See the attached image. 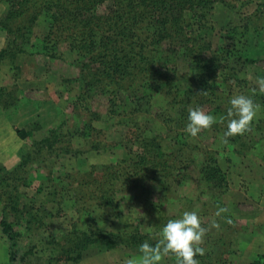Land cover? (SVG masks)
<instances>
[{
  "label": "trees",
  "instance_id": "1",
  "mask_svg": "<svg viewBox=\"0 0 264 264\" xmlns=\"http://www.w3.org/2000/svg\"><path fill=\"white\" fill-rule=\"evenodd\" d=\"M3 2L0 28L8 37L0 50V63L10 67L15 80L26 68L36 70L42 65L49 73L48 61L62 60L71 67L70 77H59L69 94L70 111L65 109L69 113L43 137L32 139L30 150L22 154L14 169L16 184L0 195L4 202L0 229L8 242L9 264L18 258V239L23 233L18 227L23 223L28 234L47 228L56 215H63L62 203L66 201L80 216L98 208L102 219L122 230L103 229L92 221L87 226L73 223L60 238H48L46 245L55 253L54 261L78 263L90 247L110 252L139 249L145 241L155 245L168 220L194 211V204L184 205L185 198L175 211L167 207L171 197H178V188L189 172L192 178L196 176V199L208 196L197 213L200 219L211 216L209 221L201 220L208 231L199 245L204 254L195 257L199 264H227L230 255L242 251L245 237L237 232V223L230 214L214 215L219 207H225L222 197L229 186L219 165V149L227 146L240 155L241 148L264 139V119L252 121L243 134L224 135L229 100L243 94L245 86L238 75L241 58L235 35L242 40L251 30L255 40L264 28V3L257 4L242 26L229 21L226 36H220L215 46L210 38L216 28L215 9L234 10L243 0ZM40 21L44 31L38 36L34 29ZM65 53L73 59L67 61ZM43 57L48 60L46 66L40 63ZM16 101L9 88H0L4 109L16 106ZM96 102L104 106V114L92 112ZM194 107L212 114L216 121L191 137L184 129L188 110ZM97 120L127 127L125 141L130 146L120 159L57 176L48 171L38 180L31 201L22 205L19 187L32 184L30 163L48 167L46 162L54 164L60 156L81 154V150L72 149L75 137L85 138L91 150L102 149L97 138L103 131L92 125ZM16 134L21 140L31 136L24 129H16ZM0 172L3 188L8 173L1 165ZM119 195L123 198L118 199ZM132 209L138 217L130 214ZM213 220L218 228L211 226ZM31 249L22 253L20 261H25ZM158 264H176L175 254H163ZM249 264H264L263 255Z\"/></svg>",
  "mask_w": 264,
  "mask_h": 264
},
{
  "label": "rangeland",
  "instance_id": "2",
  "mask_svg": "<svg viewBox=\"0 0 264 264\" xmlns=\"http://www.w3.org/2000/svg\"><path fill=\"white\" fill-rule=\"evenodd\" d=\"M261 3H264V0H243L242 4L234 10L218 6L214 13L216 28L214 34L210 37L213 44L216 46L220 36H226L229 21L242 26L243 19L254 12L257 4ZM4 10L5 4L3 0H0V18ZM43 31L44 24L40 21L35 26L34 32L39 36ZM252 33L249 30V33L242 40L235 35V39H239L237 42L235 41V45L241 58L237 65L238 75L245 80L243 84L245 86L241 92H243V95L252 97L254 103L259 105L253 119V122L257 123L259 120L264 119V92L260 90L259 84V81L264 79V28L255 35V40ZM7 37V33L0 28V50L4 48ZM224 42L228 44L227 39ZM65 57L67 61L73 59V55L69 53H65ZM246 58L251 62H242ZM46 61L48 60L43 57L40 63L45 65L44 62ZM47 65L45 66L50 69L49 73L44 71L42 65L36 70L26 68L23 76L15 80L10 67L5 62L0 63V88H9L17 99L16 106H10L8 109H4L0 104V165L8 173L6 176L7 183L4 184L3 188H0V195L2 191H8L10 186L16 184L14 169L22 154L30 150L32 139L43 137L47 129L57 126L65 116V109H67L69 100L66 96H69V94L67 95L65 92L64 86L61 87L59 77H70L71 67L64 64L62 60L48 61ZM72 94H74V91ZM91 110L97 114H104L105 112L104 106L99 102L94 103ZM67 111L70 110L67 109ZM109 122L107 120H97L92 123L94 127L103 131L97 138L102 149L98 151L91 150L85 138L75 137L71 141L72 149L74 151L81 150V154L60 156L58 162L54 161V164L46 162L45 164H48L49 168L44 164L39 167L38 162L30 163L32 184L29 187H19L22 196L21 204L24 205L31 201L38 180L43 178L48 171L57 176L62 175L64 172L85 170L90 165L100 167L118 161L124 150L130 146L125 141L127 127L112 126ZM16 129H24L30 132L31 136L21 140L16 134ZM205 141L210 142L207 139ZM239 146L236 147L240 148ZM225 148V150L219 149V165L227 177L229 185L225 196L222 197V202L228 212L221 214L222 216L219 217L214 215L220 218L230 214L229 217L237 223V232L244 234L246 245L243 249H245L246 255H249V252H252L253 249H258L259 253L263 255L264 261V139L252 143L249 147L241 148L243 153L240 155H234L227 146ZM2 174L3 172H0V177ZM192 177L189 172V175L185 177L178 188V197H171L167 206L170 212L179 208L183 202L185 206H187L186 204L190 205V203L194 204V211L197 212L201 208V203L208 200L207 195H202L200 201L196 199L198 194L195 184L196 176ZM122 196L119 195L117 198L122 199ZM159 198L158 195L155 197L156 200H159ZM183 198L186 200L180 201ZM1 199L0 196V220L4 206L3 199ZM121 201L125 202V200ZM70 204V201L63 202V215H56L50 226L41 229L37 233L28 234L25 232L23 223L18 227V230L23 233L18 239L19 252L15 264H25L26 262L27 264H125L128 258L139 257L142 254L139 249H120L106 252L99 250L97 247H90L83 253V257L78 263L54 261L55 253L46 245L47 240L50 236L60 238L63 233L72 227L73 223L87 226L92 221L98 223L103 229L116 232L122 230L120 225H109V222L102 219L101 211L98 208L95 207V211L90 214L86 213V215L80 216L70 208ZM130 214L133 217L139 216L135 209L130 210ZM209 219H211V216L207 214L201 220L209 221ZM12 220L14 218L10 221ZM252 232L256 235H254V241L249 242L247 239ZM239 240L236 239V241ZM29 248H32V252L26 256L24 262L20 261L19 257ZM236 252V254L228 257L227 264L250 263L243 250ZM0 264H9L8 242L1 229Z\"/></svg>",
  "mask_w": 264,
  "mask_h": 264
},
{
  "label": "clouds",
  "instance_id": "3",
  "mask_svg": "<svg viewBox=\"0 0 264 264\" xmlns=\"http://www.w3.org/2000/svg\"><path fill=\"white\" fill-rule=\"evenodd\" d=\"M259 84L260 90L264 92V79H261ZM229 104L231 107L227 110L225 137L249 131L259 105L254 103L252 97L243 94L232 97ZM215 121L216 117L206 113L202 108H190L184 131L191 137H196L202 129L209 128ZM225 212H227L225 207H219L215 215L220 216ZM211 226L218 228L219 224L213 220ZM207 231L196 211H184L180 218L167 221L161 230L160 241L155 245L143 242L139 246L142 254L139 257L128 258L125 264H158L162 255L168 253L175 254L176 264H199L195 257L204 254V248L199 245Z\"/></svg>",
  "mask_w": 264,
  "mask_h": 264
},
{
  "label": "crops",
  "instance_id": "4",
  "mask_svg": "<svg viewBox=\"0 0 264 264\" xmlns=\"http://www.w3.org/2000/svg\"><path fill=\"white\" fill-rule=\"evenodd\" d=\"M254 235H256V233H252L251 235H249L247 240L249 242H251L252 240L254 241ZM244 251H245V249H243V253H244V255H246V252H244ZM249 253L250 254L246 255V256H248L250 262H252L257 255L261 254V253H259L258 249H256V250L253 249L252 252H249Z\"/></svg>",
  "mask_w": 264,
  "mask_h": 264
}]
</instances>
